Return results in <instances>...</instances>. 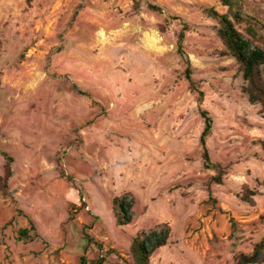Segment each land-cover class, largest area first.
<instances>
[{"label": "rangeland", "instance_id": "1", "mask_svg": "<svg viewBox=\"0 0 264 264\" xmlns=\"http://www.w3.org/2000/svg\"><path fill=\"white\" fill-rule=\"evenodd\" d=\"M233 1L235 26L264 49V0ZM207 8L228 5L0 0V264H130L134 236L161 223L170 236L150 264L252 254L264 236V110ZM201 110L216 168L204 164ZM125 193L132 219L118 224L113 198Z\"/></svg>", "mask_w": 264, "mask_h": 264}, {"label": "trees", "instance_id": "2", "mask_svg": "<svg viewBox=\"0 0 264 264\" xmlns=\"http://www.w3.org/2000/svg\"><path fill=\"white\" fill-rule=\"evenodd\" d=\"M223 4L228 5V10L225 13H218L213 8H207L206 12L209 16L214 18L218 25L216 27V35L224 45V50L221 51L223 55H231L238 63L239 70L242 77L246 81L243 86L244 92L248 95L251 102H259L262 110H264V49L257 46L252 39L245 36L235 26V21L240 19V13L237 9L232 11L233 0H221ZM151 8L158 9L159 7L149 3ZM186 27V26H185ZM184 27V28H185ZM183 33L181 32L178 39V52L182 53ZM188 62V60H187ZM187 77H189V70L187 68ZM199 92V100H202L203 92ZM201 116L204 118V127L200 134V142L203 146L204 164L207 167L213 165L210 161L207 148L205 146L206 137L211 132L212 119L206 110H201ZM6 157L4 181L1 184V189L6 192L5 181L11 175L10 160L11 157L6 152H2ZM219 167V166H218ZM221 171L213 177L214 181L220 182ZM133 204V197L128 193L116 196L113 198V206L115 209V216L118 224H127L132 219L131 207ZM32 227V226H31ZM19 233L27 237L28 229L21 228ZM170 236V227L167 223L157 224L152 228L141 230L134 236L130 243V254L132 262L130 264H150L151 254L159 247L166 244ZM102 259H98L95 264H100ZM256 262L264 264V236L254 246L251 255H241L239 264L243 262ZM82 264H88L83 259Z\"/></svg>", "mask_w": 264, "mask_h": 264}]
</instances>
